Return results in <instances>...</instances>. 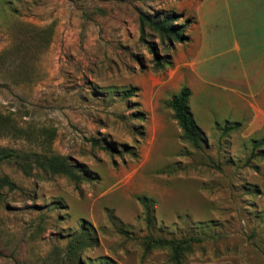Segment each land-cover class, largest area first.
I'll list each match as a JSON object with an SVG mask.
<instances>
[{
  "label": "rangeland",
  "instance_id": "rangeland-1",
  "mask_svg": "<svg viewBox=\"0 0 264 264\" xmlns=\"http://www.w3.org/2000/svg\"><path fill=\"white\" fill-rule=\"evenodd\" d=\"M203 3L0 0V111L26 132L0 148L62 154L88 177L0 163L19 186L0 192V264H172L145 251L149 234L202 236L183 264H264V81L255 96L234 88L262 70L264 0H208L201 26ZM170 13L191 20L186 42L143 33L141 14ZM183 86L202 149L168 105ZM81 233L93 241L72 256Z\"/></svg>",
  "mask_w": 264,
  "mask_h": 264
},
{
  "label": "trees",
  "instance_id": "trees-1",
  "mask_svg": "<svg viewBox=\"0 0 264 264\" xmlns=\"http://www.w3.org/2000/svg\"><path fill=\"white\" fill-rule=\"evenodd\" d=\"M182 18L181 14L170 13L167 15L150 16L148 14H141V29L144 33V27L148 25L153 31L157 32L166 44L173 45L176 42L184 43L188 40L185 34L186 29L191 22L187 20L180 24L179 20ZM150 51L155 55V64L160 67L164 64V58L158 56L153 44L150 45ZM134 90H128L126 96H132ZM192 95L190 87L183 86L170 100L169 107L173 111L182 133V139L189 143L195 149L203 148V133L201 132L193 112L188 104ZM13 118L0 111V136H22L26 133L22 128H18L12 122ZM241 122H236L233 126H226V132L238 128ZM47 139H52L54 133L50 129H43L42 132ZM46 139V138H45ZM47 143V142H41ZM264 145V137L259 142ZM51 145L52 142H49ZM106 150L114 152L113 147H106ZM8 162L15 164L26 176L31 177L36 174V170L50 175H63L74 180L76 183H81L88 180V177L79 173L76 165L70 160L68 156L62 154H53L46 152H26L16 148H0V163ZM10 190L18 189L17 183L12 181L8 176H0V192L3 188ZM256 192L260 195L261 190L258 188ZM146 208L147 221L151 223V204L143 201ZM204 240L202 236H186V237H162L149 234L144 237L145 251L149 252L152 249H168L170 251V261L172 264H183L185 256L192 251L194 246ZM93 239L86 236L84 233L74 236L68 245V251L72 256H76L87 245H91ZM76 264L77 261H76Z\"/></svg>",
  "mask_w": 264,
  "mask_h": 264
},
{
  "label": "crops",
  "instance_id": "crops-1",
  "mask_svg": "<svg viewBox=\"0 0 264 264\" xmlns=\"http://www.w3.org/2000/svg\"><path fill=\"white\" fill-rule=\"evenodd\" d=\"M207 1L208 0H204V3H203V6H202V8H203V12H202V23H201V26L202 25H206V23L208 22V15H209V13H210V11H212V9H213V7L215 6L214 5V3L213 4H211V5H209V6H207ZM202 36H203V34H202ZM205 49V50H204ZM202 54H201V60L203 61V55H204V53L206 52V48H202ZM261 63H262V70H259V71H257L256 72V74L254 73L252 76H251V78H249V81H247V80H243L242 81V86L243 87H238V86H236V87H234V88H237V89H240L241 91H243V90H247L248 92H250V94L252 95V96H255V94H257L256 92H258V90H259V87H260V85L263 83V81H264V55H263V57H262V61H261ZM202 64H203V62L201 63V66H202ZM261 73H262V75H263V77H260V75H261ZM203 77L205 78V80H207V76L206 75H204V71H203ZM241 78L240 77H237V78H235V84H237L238 82H240L239 80H240ZM256 80H257V82H259V85H258V87L257 88H252L251 87V90H250V87H249V90L248 89H246L249 85H253L254 83L256 84ZM248 85V86H247ZM254 107V106H253ZM261 112H263L262 110H261Z\"/></svg>",
  "mask_w": 264,
  "mask_h": 264
}]
</instances>
